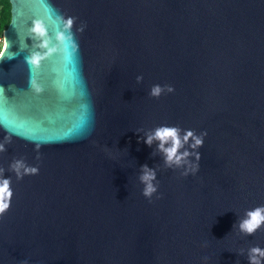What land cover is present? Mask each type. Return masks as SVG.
<instances>
[{"label": "water", "instance_id": "water-1", "mask_svg": "<svg viewBox=\"0 0 264 264\" xmlns=\"http://www.w3.org/2000/svg\"><path fill=\"white\" fill-rule=\"evenodd\" d=\"M8 1L0 264H248L264 249V225L238 231L264 207V0ZM161 126L207 133L195 175L144 144Z\"/></svg>", "mask_w": 264, "mask_h": 264}, {"label": "clouds", "instance_id": "clouds-1", "mask_svg": "<svg viewBox=\"0 0 264 264\" xmlns=\"http://www.w3.org/2000/svg\"><path fill=\"white\" fill-rule=\"evenodd\" d=\"M71 24L72 19L69 18L65 26L70 27ZM33 31L38 35H43V29L39 24L34 26ZM2 51L3 48L0 47V52ZM30 63L35 65L37 58L34 57ZM164 91L165 89L155 86L151 89L149 95L153 98H159ZM166 91L172 93L174 89L168 87ZM179 131L176 127L161 126L156 128L152 135L146 136L143 142L147 147H151L154 140L158 141L157 151L161 153L166 168H172L173 166L178 168L186 165V170L181 175H195L199 170L200 154L198 149L203 147L204 138L207 133L201 132L199 135H196L192 130H185L183 137H181ZM165 145H168V147H165ZM2 150L3 147L0 146V151ZM190 156L194 160V163L188 164L187 161ZM12 167L16 171L17 178H21L20 168L23 165L17 162ZM37 173L38 169L36 168L23 169L24 175H36ZM155 179V170L149 169L146 165L142 166L139 181L144 187L141 195L146 200H149V202H151L152 195L157 191L156 186L153 184ZM12 195L13 193L9 189V180L4 179L0 181V215L6 214V211L10 207ZM159 198L157 197V199ZM262 225H264V207H257L245 213L244 218L238 222V231L244 236H252ZM247 261L248 264H264V249L259 247L249 248Z\"/></svg>", "mask_w": 264, "mask_h": 264}, {"label": "trees", "instance_id": "trees-1", "mask_svg": "<svg viewBox=\"0 0 264 264\" xmlns=\"http://www.w3.org/2000/svg\"><path fill=\"white\" fill-rule=\"evenodd\" d=\"M10 21V3L8 0H0V34L6 29Z\"/></svg>", "mask_w": 264, "mask_h": 264}, {"label": "built area", "instance_id": "built-area-1", "mask_svg": "<svg viewBox=\"0 0 264 264\" xmlns=\"http://www.w3.org/2000/svg\"><path fill=\"white\" fill-rule=\"evenodd\" d=\"M3 44H4V41H3V33H2V34H0V47L3 48ZM0 54H1V52H0Z\"/></svg>", "mask_w": 264, "mask_h": 264}, {"label": "snow or ice", "instance_id": "snow-or-ice-1", "mask_svg": "<svg viewBox=\"0 0 264 264\" xmlns=\"http://www.w3.org/2000/svg\"><path fill=\"white\" fill-rule=\"evenodd\" d=\"M5 41H6V44H8L9 46L11 45V42L7 39L6 33H5Z\"/></svg>", "mask_w": 264, "mask_h": 264}]
</instances>
